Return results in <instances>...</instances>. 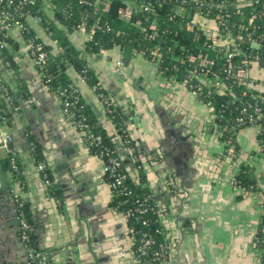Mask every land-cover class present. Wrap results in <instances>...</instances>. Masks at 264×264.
Wrapping results in <instances>:
<instances>
[{
	"label": "crops",
	"instance_id": "obj_1",
	"mask_svg": "<svg viewBox=\"0 0 264 264\" xmlns=\"http://www.w3.org/2000/svg\"><path fill=\"white\" fill-rule=\"evenodd\" d=\"M42 9L53 17L50 5ZM25 19L50 54L62 51L42 22L32 16ZM198 21L214 25L203 17ZM6 34L14 65L8 75L20 80L22 93L18 107L0 122V133L7 131L12 143L10 149L0 150V166L9 184L0 190V264H32L20 237L18 197L27 205L31 244L53 264H137L126 219L112 203L103 160L81 137L57 92L42 80L22 29L11 26ZM67 35L124 108L125 128L134 146L129 148L119 139L116 149L133 178L139 167L145 172L158 201L170 242L161 264H261L255 235L262 192L233 180L242 162L250 163L257 177H264L257 125L237 130L235 143L228 145L220 138L207 103L184 80L167 78L157 64L130 47L128 55L127 47L118 44L87 54L89 32L83 28ZM3 56L0 53V68L7 65ZM243 74L264 91V67L253 61ZM67 75L70 81L82 82L72 65ZM80 87L83 98L93 104V91L84 83ZM94 105L97 115L104 113L99 103ZM109 128L112 133V125ZM33 143L41 149L57 196L45 187ZM12 160L19 180L11 170ZM259 184L263 188L264 179Z\"/></svg>",
	"mask_w": 264,
	"mask_h": 264
},
{
	"label": "trees",
	"instance_id": "obj_2",
	"mask_svg": "<svg viewBox=\"0 0 264 264\" xmlns=\"http://www.w3.org/2000/svg\"><path fill=\"white\" fill-rule=\"evenodd\" d=\"M137 2L138 0H133ZM201 0H163L153 2L155 11L136 10L132 13L130 20L119 17L118 9L125 3V0H108V8L96 10L95 0H50L53 17L49 18L41 9L42 0H31L26 6L31 14L40 13L42 23L51 36L56 39L62 47L61 52L49 54V72L52 80L49 86L57 92L60 98L64 88H69L73 84L77 88L78 98L75 115L72 120L83 115L89 127L94 133L101 135V142L91 148L96 152L97 148H103V160L109 156H117L121 161L120 171L126 174L122 183L117 189H112V203L120 210L134 208L140 201H145L148 209L144 212H135L127 218V225L140 231H147L157 242L169 244L165 227L159 217L158 201L148 185L145 172L139 167L136 177L129 173L125 168V159L122 158L120 151L116 149L117 140H121L129 148H133L134 141L125 128L123 110L124 108L114 99V97L101 83L98 74L89 65L87 55L75 50L70 44L67 33L84 24L86 30L91 29V37L85 43V52L95 54L101 48H110L113 45H120L123 48L130 47L133 50L145 49V54L149 53L153 46L158 45L162 56L159 60V69L172 80L187 79L189 83H199L202 89L198 96L210 106L213 114L215 126L220 138L227 144L235 143V133L240 128L254 124L258 127L257 139L260 144L261 152H264V91L254 87L255 82H244L235 76V71L243 67V59L250 62L255 61L259 66H264V0H205L200 6L203 15L214 18L216 15L221 20L216 21V35L221 39L231 38L235 46L236 53L231 58L232 68L229 71V61L226 58L225 44H213L203 31L202 27H192L188 29L186 22L190 19V12L193 7L198 5ZM40 8V9H39ZM208 13H206V11ZM249 18L251 20L249 21ZM24 28L22 35L25 40L30 38L38 39L26 25V19L22 18ZM98 19L102 25L99 28H92L91 25ZM140 20V25L134 21ZM152 19L156 20V32L153 37L145 36L148 32V25ZM63 25L59 28L55 21ZM143 27V29H142ZM257 42V46L252 44ZM9 38L6 31L0 33V53L3 60L8 63L4 68H0V114H9L18 107L22 90L17 83L20 80H11L8 75L9 67L13 68V58L7 49ZM47 48V45H45ZM202 54L210 58V63L203 67L207 71L210 79L215 76L222 80L223 89L216 88L205 81H200L188 76V71L195 68L194 62L187 59L189 54ZM149 55V54H148ZM72 65L79 77L84 76V81L74 82L67 78V69ZM201 69L198 68V70ZM84 83L93 91L95 102L104 108V113L97 115L94 103L90 104L82 96L80 84ZM94 87V88H93ZM68 96V94H67ZM102 96L106 98L103 101ZM258 108V109H256ZM241 117V120L238 118ZM103 118V119H102ZM8 124V120L6 121ZM109 125H112L113 132H110ZM34 156L37 161L44 160L38 144L33 143ZM139 166V165H138ZM16 180L20 175L17 168H11ZM43 176L51 181L48 193L57 196L58 192L53 182L49 169L45 167ZM105 180L111 183L112 177L108 172H104ZM254 167L250 163H240L235 175L234 183L246 189L260 191L264 196V187H260ZM146 198V200H144ZM23 210L27 216V205L23 203ZM146 218L143 223L142 219ZM28 219V217H27ZM264 213L261 214L257 223L255 241L261 248V264H264ZM31 241V233L29 235ZM156 248L153 245L150 249ZM168 257V255L166 256ZM140 257L137 264H141ZM51 261V260H49ZM53 262V261H52ZM54 264H58L54 262ZM143 264H151L149 262ZM158 264H161L159 261Z\"/></svg>",
	"mask_w": 264,
	"mask_h": 264
},
{
	"label": "built area",
	"instance_id": "obj_3",
	"mask_svg": "<svg viewBox=\"0 0 264 264\" xmlns=\"http://www.w3.org/2000/svg\"><path fill=\"white\" fill-rule=\"evenodd\" d=\"M31 0H0V33L2 31H6L11 26H18L20 29L24 28V22L22 18H26L29 16H32L35 21L42 22V15L40 13L31 14L30 10L24 6H26ZM83 1V0H80ZM160 2L163 0H138L137 2H134L133 0H125V3L119 7L118 9V15L120 18L125 20H130L131 15L136 10L141 11H150L154 12L155 8L153 5V2ZM242 2L243 0H238ZM251 1V0H248ZM257 1V0H255ZM50 0H42V6L41 9L46 6L50 5ZM203 2H206L205 0H201L198 5H195L193 7V13L190 12V19L186 22V27L188 29L192 27H202L204 33L212 40L213 44H225L224 51L227 60L229 61L228 67L229 71L232 68L231 64V58L236 53L235 46L233 45V41L229 36L226 39H221L216 35V21H220L221 17L219 15H216L214 18L207 17L202 14L200 10V6L203 4ZM95 9L97 10L99 7L101 9H107L108 8V0H95L94 4ZM40 9V8H39ZM209 10L206 11L208 13ZM200 17H203L207 20H212L214 22L213 26H210V24H202L198 21ZM251 18H249V21ZM136 25H140V20L136 19L134 21ZM102 25L99 23L98 19H95L94 23L91 25L92 28L96 27L99 28ZM79 28H83L84 24L82 23ZM156 20L152 19L148 25V32L145 33V36L153 38L157 32H156ZM143 29V27H142ZM86 30V29H85ZM89 32V38L91 37V29L86 30ZM28 43L32 47L34 51V64L36 65L38 71L41 74L42 80L45 83H50L52 80V75L49 72V51L45 47V44L40 39L30 38L28 40ZM252 44L254 46H257V42L252 41ZM149 51V55L145 54V49L136 50V52H140L145 57H147L149 60L154 62L158 65L160 57L162 56L161 50L158 45L153 46ZM187 59L191 62H194L196 65L194 69H191L188 71V76L194 77L195 79H199L200 81H205L208 85H212L216 88L223 89L222 86V80L220 77L215 76L213 79H210V76H208L207 71L203 69V67H206L210 63V58L207 57V55H202L200 53L198 54H189L187 56ZM117 63L119 64L120 61L118 60ZM242 63L244 64L243 67H239L235 71V76L239 79V81L243 80L244 82H247L246 76H244L243 72H245L248 69V64L251 63L247 59H243ZM8 64V63H6ZM159 67V65H158ZM198 70V68H200ZM264 67V66H263ZM160 70V69H159ZM161 71V70H160ZM81 81H84V76L80 78ZM187 84L188 88L193 91L196 95H198V92L202 89L201 84L199 83H189L187 82V79H182ZM249 81V80H248ZM69 88H64L61 92L63 97L61 98L63 103V108L65 113L71 118L75 115V109L77 106L78 98L76 96L77 88L73 84L68 85ZM94 88V87H93ZM68 94V96H67ZM102 99L104 102H106V98L102 96ZM208 105V104H207ZM209 109L210 106L208 105ZM16 107L14 108V110ZM258 109V108H256ZM8 114H0V122L4 121L7 118ZM241 120V117L238 118ZM78 129L81 137L86 141L88 146L90 148L95 147L101 142V135L94 133L91 128L89 127L88 122L85 120V117L83 115H78L77 118L72 120ZM10 140V135L7 131H3V133H0V147H5L6 143ZM34 146H32L33 149ZM97 151L94 152L96 155H98L103 160L104 150L103 148H97ZM121 161L117 156H109L108 159L105 161L103 160V171L108 172L111 177L112 181L109 183L110 187L113 189H117L118 186L122 183L123 179L125 178L126 174L122 171H120ZM12 167L16 168L14 160H12ZM46 165L44 162L40 161L38 163V169L42 173L45 169ZM42 179L44 181L45 187L48 189L50 187L51 181L47 178H45L42 174ZM169 181H172V177H169ZM146 200V198L144 199ZM23 199L17 198L16 199V212L17 217L19 220V231H20V237L21 240L24 242L25 249L27 251V254L29 256V259L31 260L32 264H53L52 261H49L46 259V253H43L42 251L35 248L31 242L29 241V235L31 233L32 227L30 222L27 219L26 213L23 210ZM260 206L262 208V213H264V196L261 194L260 198ZM148 209V206L146 205L145 201H140L134 208H127L123 211V215L126 219L129 218L133 213L135 212H144ZM147 220L146 218L142 219V222L145 223ZM128 232L129 236L133 243L134 248V254L136 257V260L138 261L141 258L144 260H141V264L146 262H149L151 264H158V262H162L163 259L166 258V256L169 254L170 246L169 244L165 242H157L156 239L149 234L147 231H140L132 226H128ZM264 231V229H263ZM153 245H156V248L150 249Z\"/></svg>",
	"mask_w": 264,
	"mask_h": 264
},
{
	"label": "water",
	"instance_id": "obj_4",
	"mask_svg": "<svg viewBox=\"0 0 264 264\" xmlns=\"http://www.w3.org/2000/svg\"><path fill=\"white\" fill-rule=\"evenodd\" d=\"M129 50H130V48L129 47H127L126 48V55H128V53H129ZM11 141H8L7 143H6V146L5 147H0V150H7V149H10L11 148ZM145 152H147V150H145ZM144 154V153H143ZM145 155H147L146 153H145ZM142 158H143V156H142ZM141 158V160H143ZM131 159V158H130ZM170 184H172V183H170ZM9 187V184H8V180H7V177H6V175H5V173H4V171H3V169L1 168V166H0V190H2V189H4V188H8Z\"/></svg>",
	"mask_w": 264,
	"mask_h": 264
}]
</instances>
